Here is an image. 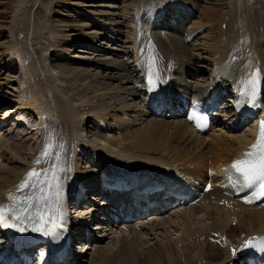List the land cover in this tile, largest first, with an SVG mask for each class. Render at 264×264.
Wrapping results in <instances>:
<instances>
[{"label":"bare ground","instance_id":"6f19581e","mask_svg":"<svg viewBox=\"0 0 264 264\" xmlns=\"http://www.w3.org/2000/svg\"><path fill=\"white\" fill-rule=\"evenodd\" d=\"M65 1L35 0L28 27L29 10L17 7L8 25L12 50L5 57L20 73L13 77L9 64L0 68V109L8 107L6 116L35 114L41 133L26 156L24 144L0 133V206L10 193L39 197L40 186L47 193L55 185L49 205L57 206L59 192L58 207L71 216L72 187L99 197L106 177L186 174L201 191L212 184L193 206L166 207L160 196L152 202L164 208L135 216L131 204L129 218L113 223L96 217L108 207L93 198L94 205L77 209L83 229L95 223L81 255L67 264H85L95 253L118 255L116 264H243L245 242L264 233V206L226 195L225 169L256 142L264 121V0H225L214 37L203 18L223 0H69L56 16ZM75 45L82 54H73ZM257 70L260 116L243 118L234 103L247 99L241 82ZM150 76L168 97L166 113L150 108ZM195 106L212 117L205 133L187 120ZM33 169L40 184L21 194ZM7 248L0 241V264H20L3 254Z\"/></svg>","mask_w":264,"mask_h":264},{"label":"snow or ice","instance_id":"6c2138e0","mask_svg":"<svg viewBox=\"0 0 264 264\" xmlns=\"http://www.w3.org/2000/svg\"><path fill=\"white\" fill-rule=\"evenodd\" d=\"M148 83L155 87V79L150 76ZM243 90L240 93L242 98L238 102H254L257 90L260 83V74L257 70L255 73L241 82ZM189 119L193 120L196 127L203 128L206 126V117L197 112H193ZM48 151L45 150L44 155L47 156ZM37 160L36 163H40ZM228 173L229 182L232 185L239 186L241 190L248 189L252 191V198L247 200V203H251L253 199L264 198V121L259 122V131L256 138V142L250 145L249 150L242 153L241 158L233 161L229 168L225 169ZM41 173L33 169L27 175L25 181L19 186L18 192L21 194L23 190L29 187H37L40 184ZM52 180H57V177L53 174ZM47 185L48 181H44ZM51 187H48L47 193L51 192ZM41 196H23L15 195L10 193L8 205L0 206V224L4 227H14L15 224H9V213L15 221H19L24 218L32 219L38 225L34 230L46 232L47 234H54L56 230L63 225L60 223L59 215H53V213H59V196L60 193L56 192V201L54 202L57 206L52 207L48 201L51 196L45 192V188L40 186ZM41 201L43 203L41 204ZM34 211H30L33 210ZM20 228V231H23ZM243 247H259L261 251H264V237L252 238L245 242ZM236 249H233V255H236Z\"/></svg>","mask_w":264,"mask_h":264},{"label":"rangeland","instance_id":"374dc122","mask_svg":"<svg viewBox=\"0 0 264 264\" xmlns=\"http://www.w3.org/2000/svg\"><path fill=\"white\" fill-rule=\"evenodd\" d=\"M212 1L215 4H217L216 3L217 0H212ZM224 1L225 0H223V2L222 1L220 2L221 7H220V5H217L216 9L215 8H209L206 12V16L203 18V21L206 24L213 26V31H212L213 37H214V34L217 33V28H218L219 22L222 18V15H223V11H222L223 7L222 6L225 4ZM69 2H70L69 0H66L65 2H62V4H59L58 6H56V8H55L56 10L54 12L55 15L60 17L62 14H64L65 3H69ZM34 6H35V0H0V45H2V48H3V50L0 51V68L4 67L6 64H9L12 67V70L10 73L13 77H15V76L17 77L19 75L20 71H19V67L16 65V63L10 64L12 62L7 61L6 57H5V55L8 52H10V50H12L11 39L9 36L10 32H8V30H9L8 25H10L12 23L13 16H14L13 14L15 11L20 10V9H23V10L27 9L26 11L28 12V10H29V12H28V14L26 13L27 16L25 14L26 22H23V24H24V26L26 25L25 27H28L30 24H32V21H33L34 13H31V10H32V8H34ZM123 6H124V3H121L120 7L122 8ZM126 6H127V4H126ZM17 7L20 9H18ZM30 20H31V23H30ZM59 21L61 22V25H66L61 20H59ZM25 34H27V33H25ZM63 39L67 42L70 41L68 34H64ZM73 50H74V51H72L73 54H77V55L82 54L81 45H75ZM75 51H77V52H75ZM33 68H35V64L33 65ZM34 79H36V77ZM1 84L4 85L5 83L1 82ZM5 88H6L5 90L3 88L2 89L4 90L5 93H9V94H7V98L8 99L12 98V97H10V98L8 97V95L13 96V94H14L12 92V90L10 91L11 88L9 86H6ZM5 98H6V96H5ZM7 108L8 107L3 106L0 109V119L2 120L1 123L3 122L2 124L0 123V133L4 134L5 137L10 135L12 138L15 139L16 142L24 144V146L26 147L25 151L27 152L24 154V156H26L28 153H31L34 150L35 146L38 144L37 140H38V137L41 133L40 121H39L38 117L35 116V114H32L30 112H23V113H18V114L14 113L13 114L14 116L13 115L12 116H10V115L6 116L7 111H5V110ZM8 117H9V119H8ZM17 117L19 119L21 118L22 122H20V120L17 119ZM4 120H5V122H4ZM23 122L26 123V125H24ZM27 125H29L28 127H30V125H31V130H33V131L28 130V127H26ZM16 151L20 152V150H16ZM96 186H98V182H96L93 185V190L96 189ZM83 202H84V204L80 203L79 206L81 205V207H87L90 205H94V201L92 199L90 201L89 196H87V199H85ZM74 204L75 203H73V205L71 206V209H72V207H74ZM98 204H99V202L97 200V202H95V205H98ZM74 211L75 210H72V212H74ZM73 215L74 214L72 213V216ZM183 221H184V219H183ZM94 234H95L94 238L97 239L99 237V235H98L99 233L94 232ZM174 234L176 235L178 233H174ZM107 241L108 240L105 241L106 243L104 245L107 244ZM179 247H181V246H179ZM7 253H8V250H7ZM3 254H6V252ZM119 259H120V257L118 258V255L117 256H111V255H107V254L98 255L97 253H95V255L92 257H91V255H88V257H87L88 262L85 264H90L91 261L93 263L98 261L102 264H111V263L116 264L119 261ZM2 260L3 259L1 258L0 263ZM111 261H113V262H111ZM114 261H115V263H114ZM76 263H77V261L73 264H76Z\"/></svg>","mask_w":264,"mask_h":264}]
</instances>
